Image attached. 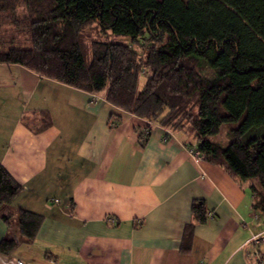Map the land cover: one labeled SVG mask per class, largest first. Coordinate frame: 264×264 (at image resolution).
Here are the masks:
<instances>
[{
    "label": "crops",
    "instance_id": "crops-1",
    "mask_svg": "<svg viewBox=\"0 0 264 264\" xmlns=\"http://www.w3.org/2000/svg\"><path fill=\"white\" fill-rule=\"evenodd\" d=\"M187 141L101 94L0 64V167L23 188L4 213L43 216L36 238L0 253V264H259L264 219L250 183L193 159ZM195 202L205 204L204 224ZM5 238L22 236L0 216Z\"/></svg>",
    "mask_w": 264,
    "mask_h": 264
},
{
    "label": "trees",
    "instance_id": "trees-1",
    "mask_svg": "<svg viewBox=\"0 0 264 264\" xmlns=\"http://www.w3.org/2000/svg\"><path fill=\"white\" fill-rule=\"evenodd\" d=\"M20 6L29 45L6 48L0 33V64L101 94L125 113L184 134L205 161L250 183L253 210L264 219V0H0V19ZM93 27L103 40L89 51ZM223 127L227 145L211 140ZM22 191L0 167V216L9 228L15 220L23 239H3V255L32 242L43 223L27 210L4 213ZM192 213L206 223L204 202Z\"/></svg>",
    "mask_w": 264,
    "mask_h": 264
},
{
    "label": "rangeland",
    "instance_id": "rangeland-1",
    "mask_svg": "<svg viewBox=\"0 0 264 264\" xmlns=\"http://www.w3.org/2000/svg\"><path fill=\"white\" fill-rule=\"evenodd\" d=\"M26 13L24 6L18 7L12 13H7L0 19V28H1V37L6 42V48L10 43H14L15 46H27L28 44V29L27 23L23 22V16ZM4 19V20H3ZM2 20V21H1ZM15 22V23H13ZM18 23V26L17 24ZM93 34V35H92ZM90 34V38L88 39V47L89 51L92 46V43L95 39L103 40L101 35L99 34L96 27H93V33ZM145 79L141 78V82ZM227 128L223 127L221 129V133L212 138L213 142H221L223 144H229L228 139L226 138Z\"/></svg>",
    "mask_w": 264,
    "mask_h": 264
},
{
    "label": "built area",
    "instance_id": "built-area-1",
    "mask_svg": "<svg viewBox=\"0 0 264 264\" xmlns=\"http://www.w3.org/2000/svg\"><path fill=\"white\" fill-rule=\"evenodd\" d=\"M94 98L96 99V100H99L100 98H98V97H96V96H94ZM144 136H146L147 135V132L145 133V134H143ZM167 136H169L170 138H171V133L170 132H168V135ZM165 137V142H167L168 141V138L169 137ZM187 149H188V151H189V154H190V156L193 158V159H195V160H199V159H202V157L200 156V154H199V152H197L194 148H188L187 147ZM57 203V202H56ZM254 215H255V219L256 220H258L259 219V217H258V214L257 213H255L254 212ZM262 242H261V240H260V238H258V237H254L252 240H251V242H250V244H253L255 247H258L260 244H261ZM254 257L256 258V260H257V262L260 264V263H262V261H261V259H262V255L260 254V252L259 251H255V253H254ZM10 263H15V264H24L23 262H18V261H16V262H14V260H11V261H9Z\"/></svg>",
    "mask_w": 264,
    "mask_h": 264
}]
</instances>
